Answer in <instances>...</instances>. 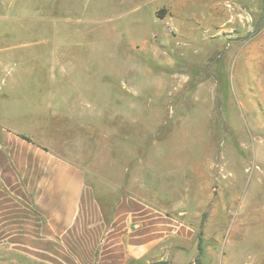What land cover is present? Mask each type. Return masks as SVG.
Masks as SVG:
<instances>
[{
	"label": "rangeland",
	"instance_id": "374dc122",
	"mask_svg": "<svg viewBox=\"0 0 264 264\" xmlns=\"http://www.w3.org/2000/svg\"><path fill=\"white\" fill-rule=\"evenodd\" d=\"M0 49L10 132L264 264V0H0Z\"/></svg>",
	"mask_w": 264,
	"mask_h": 264
},
{
	"label": "crops",
	"instance_id": "0c3cea01",
	"mask_svg": "<svg viewBox=\"0 0 264 264\" xmlns=\"http://www.w3.org/2000/svg\"><path fill=\"white\" fill-rule=\"evenodd\" d=\"M9 56L0 49V66ZM0 94V250L20 264H198L196 231L132 196L114 207L88 172L34 144L22 125L6 127ZM19 132V133H18ZM89 176L96 177L94 174ZM89 177V179H90ZM109 211V213H108ZM194 247V248H193Z\"/></svg>",
	"mask_w": 264,
	"mask_h": 264
},
{
	"label": "trees",
	"instance_id": "16d2710c",
	"mask_svg": "<svg viewBox=\"0 0 264 264\" xmlns=\"http://www.w3.org/2000/svg\"><path fill=\"white\" fill-rule=\"evenodd\" d=\"M22 138H24L25 140L31 142L30 139H28L27 137L23 136ZM199 250L201 251V239H200V242H199ZM197 263H199V260H197ZM152 264H169L167 261H160V262H155V263H152Z\"/></svg>",
	"mask_w": 264,
	"mask_h": 264
}]
</instances>
